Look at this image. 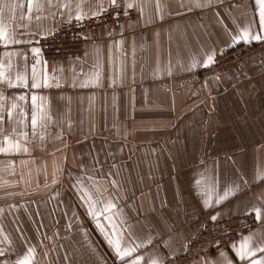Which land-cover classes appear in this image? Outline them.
<instances>
[{"label": "crops", "instance_id": "0c3cea01", "mask_svg": "<svg viewBox=\"0 0 264 264\" xmlns=\"http://www.w3.org/2000/svg\"><path fill=\"white\" fill-rule=\"evenodd\" d=\"M234 1L117 0L136 12L122 36L105 28L80 55L51 60L34 58L38 38L110 0L16 8L9 32L20 43L0 44V148L9 149L0 151V264L26 255L30 264H159L211 217L245 214L254 225L193 264H250L233 245L248 237L250 249L264 248V215L253 211L264 213V47L242 64L199 72L215 52L256 41L234 39L243 30L264 35L256 0ZM3 15L7 23V8ZM33 64L49 87H30ZM32 95L47 114L35 129ZM110 240L136 251L122 261Z\"/></svg>", "mask_w": 264, "mask_h": 264}, {"label": "built area", "instance_id": "2783aa9c", "mask_svg": "<svg viewBox=\"0 0 264 264\" xmlns=\"http://www.w3.org/2000/svg\"><path fill=\"white\" fill-rule=\"evenodd\" d=\"M240 3L241 0H235ZM93 15L81 20L72 19L60 25L48 35L38 38L36 44L44 59H65L80 55L83 45L92 38H100L105 28L113 29L121 36L124 25L136 17L132 8H120L108 5ZM264 47V40L239 45L214 53V62L200 69L201 75H207L225 69L234 64H242L254 52ZM254 225L252 215H236L230 218L208 223L193 233L186 241L181 253L165 257L159 264H193L199 257L210 255L225 248L229 241Z\"/></svg>", "mask_w": 264, "mask_h": 264}, {"label": "snow or ice", "instance_id": "6c2138e0", "mask_svg": "<svg viewBox=\"0 0 264 264\" xmlns=\"http://www.w3.org/2000/svg\"><path fill=\"white\" fill-rule=\"evenodd\" d=\"M48 3H51V0H48ZM110 3L114 6H118L117 5V0H110ZM256 4L259 7V18H260V24L262 26V30H264V0H256ZM20 7V8H27L28 12H31L33 10V8H39L40 7V0H21V2L19 3V5L16 4L15 0H11V3L9 4H5L4 0H0V44H3L4 46H7L9 44H19L20 40L15 39L13 37V35L9 32V24L11 23V21L13 19H15V11L16 8ZM128 8L133 7L132 4H128L127 5ZM7 8L8 12H9V17H8V21L6 23L5 18H4V12L5 9ZM99 12L93 13V15H99ZM39 17H37L38 19ZM84 18L83 14H78L76 15L75 19L77 20H81ZM21 19H24V16H21ZM234 39L236 40H243L245 42H248L250 39L251 40H256V41H261L264 40V35H252L250 34L249 29H245L241 32L239 37H235ZM32 53L34 54V58L37 57L40 53V49L39 48H32L31 49ZM6 55H8L9 57L12 55H16V53H7ZM214 62V58L212 56H209L207 59V62L205 63V67L209 66V64ZM37 63H40L39 60H37ZM8 68H11V62L9 61L7 64ZM4 69V64L2 62H0V83L5 82V71ZM96 79H99V74L97 73V77ZM16 81L18 82L19 86H29L28 82L26 80V77L23 74H19L16 77ZM7 86L8 87H16L17 83H14L12 80H7ZM49 83H48V79L47 77H43V79L40 78L38 72H37V67L36 64H33L32 66V77H31V83H30V87L33 89H39L41 87H49ZM56 86H59L58 84ZM82 87H86L88 86L87 83L82 84ZM0 97H2V94H0ZM19 100H24L25 97L24 96H20L18 97ZM38 99H42L37 97L36 95H32L31 96V101H32V105L33 108L36 109L31 113V126L35 129L41 120L46 119L47 114L44 113L43 111V107L42 106H38L37 105V100ZM17 107L16 104L12 105V108L15 109ZM3 106L0 105V110H2ZM8 115L11 116L12 112L11 110L8 111ZM22 122V121H21ZM0 143H7V138H5L4 141L0 142ZM11 148H15L16 150L20 149V145L19 143L16 144H11L10 145ZM8 148H0V151H8ZM25 151H27V149H24ZM197 183H200L199 181H197ZM227 198V194H225L224 197H221V199H226ZM217 203H219L220 201L217 200ZM206 206H207V202H206ZM115 205L114 204H108L105 206L103 212L106 213L108 211H110L112 208H114ZM253 211L256 214V218L259 220L261 218L262 215H264V213L261 212V209L259 208H254ZM93 214L97 217H99L100 215H102L103 213L101 212H93L90 213ZM105 219L108 221V227L115 229L116 225L112 222V218L111 217H105ZM212 220H216V217L213 216L211 217ZM97 227H101L103 228V226L98 223ZM250 238L246 237L244 238V241L240 244L239 247H236L235 245H233V251L235 252L236 257L241 260V261H249L250 260V264H264V257H261L259 259H251L252 257L256 256L257 252H262L264 253V248H258V249H250L249 248V242ZM112 246H113V250L116 253L118 259L120 260H124L125 257H131L132 254L136 251V247H131V248H121L120 242L119 240H115L109 241ZM143 245H137V247H142ZM29 253L32 252V249L28 250ZM2 254V253H0ZM223 255V254H222ZM140 257H136V259L131 261V264H139L140 261ZM17 264H30V256L26 255L24 256L22 259L17 261ZM151 264H158V262L156 260L151 261Z\"/></svg>", "mask_w": 264, "mask_h": 264}]
</instances>
